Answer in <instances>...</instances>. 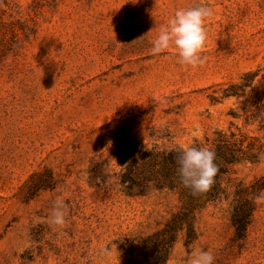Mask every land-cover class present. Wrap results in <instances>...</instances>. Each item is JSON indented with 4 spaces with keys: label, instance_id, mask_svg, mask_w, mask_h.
I'll return each mask as SVG.
<instances>
[{
    "label": "rangeland",
    "instance_id": "rangeland-1",
    "mask_svg": "<svg viewBox=\"0 0 264 264\" xmlns=\"http://www.w3.org/2000/svg\"><path fill=\"white\" fill-rule=\"evenodd\" d=\"M199 6L206 62L154 55L161 25ZM186 146L235 160L164 264H264V0H0V264H152L181 193L122 173ZM236 205L252 213L242 237Z\"/></svg>",
    "mask_w": 264,
    "mask_h": 264
},
{
    "label": "clouds",
    "instance_id": "clouds-1",
    "mask_svg": "<svg viewBox=\"0 0 264 264\" xmlns=\"http://www.w3.org/2000/svg\"><path fill=\"white\" fill-rule=\"evenodd\" d=\"M213 15V10L207 6L177 9L151 41L152 53L158 55L173 48L181 66L190 69L202 66L206 62L203 56L208 38L206 21ZM177 164L180 183L194 195L207 192L214 184L218 168L211 149L186 146L182 148ZM66 215L65 204L56 200L49 214L50 226L63 228L67 222ZM214 261L211 251L199 250L193 255L191 264H214Z\"/></svg>",
    "mask_w": 264,
    "mask_h": 264
},
{
    "label": "trees",
    "instance_id": "trees-1",
    "mask_svg": "<svg viewBox=\"0 0 264 264\" xmlns=\"http://www.w3.org/2000/svg\"><path fill=\"white\" fill-rule=\"evenodd\" d=\"M143 162L138 164L136 161L134 166H130L126 171L122 173L121 181L126 183L130 182L128 187L133 188V184L137 182L136 174H143V177L147 181H152L159 188H164L169 186L172 189L179 188L180 196L183 201L181 210L168 220L164 231L171 232L169 238L163 237L161 239V246L158 251H156L155 261L152 264H164L166 259L168 248L171 241L174 239L173 231L183 226V223L188 220L190 214L205 205L208 201H213L219 198V184L218 179L220 175L226 170V163L235 160V155L233 151L227 153L225 150L219 151L217 155L215 154V163L217 165L218 171L215 177L214 184L205 193L193 194L192 191L184 187L180 183L177 168V159L182 154L181 150H169L162 153H156L152 151H140ZM251 210L243 208L242 206H237L233 213V222L236 228L238 237H242L250 223ZM188 222V221H187ZM190 226V223H189Z\"/></svg>",
    "mask_w": 264,
    "mask_h": 264
}]
</instances>
